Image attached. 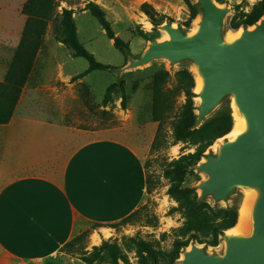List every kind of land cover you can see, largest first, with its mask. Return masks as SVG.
<instances>
[{"label": "rangeland", "instance_id": "rangeland-1", "mask_svg": "<svg viewBox=\"0 0 264 264\" xmlns=\"http://www.w3.org/2000/svg\"><path fill=\"white\" fill-rule=\"evenodd\" d=\"M191 1L198 9L197 17L202 18L203 10L198 0ZM215 1L220 6L230 9L224 24V34L227 35L229 31L236 30L230 26L231 19L236 14L240 16L244 12H250L260 0ZM89 2H95L104 9L107 19L111 23L113 37L87 9ZM143 2L151 3L161 15L165 16L162 24L169 20L174 26L181 27L186 33H193L196 18L189 26L185 25L190 17L186 0H62L56 16L48 25L44 42L36 59L35 75L29 84L32 87L40 83L41 88L37 95L36 104L40 105L42 110L35 115L50 120L64 121L74 128L81 129L84 132L83 136L87 139L110 137L126 141L144 157L145 163H147V172L157 183L153 192L150 195L147 193L146 201L142 204H146L145 208L131 222L116 228L100 227L93 230L81 245H77V249L82 246L84 250L93 251V247L100 246L104 240H110L112 243L117 242L123 252L128 255L132 264L138 263L135 246L130 240L132 237L153 242L158 251H169L173 247L178 238V228L182 226L184 218L178 212L171 213V209L178 203L167 193L171 183L169 179L163 176L162 157L169 160L178 159L196 151V146L188 142H179L170 148L162 147L157 151L151 150V144L159 125L158 121L153 120L152 115L157 72L167 70L171 74V78H167L161 88L164 100L161 107L166 108L164 109L163 127L168 140L171 142L173 140L172 121L180 113L181 105L185 100L184 95L176 91L177 81L174 75L180 69H188L193 73L196 82L197 68L195 63L191 60H185L172 64L166 58H158L145 66L118 72L129 64L130 57H141L152 40L160 41L167 38L166 31L160 28L162 24L155 27L149 17L141 10ZM17 4V1L7 2L10 11H7L5 19L6 28L10 33L0 34L2 37L7 36V38L12 39L13 42L16 41L15 38L20 34L18 31L26 20L22 13L15 11ZM64 9L73 12L80 42L94 54L99 62L111 66L109 69L96 70L83 78L74 79L75 74L77 76L88 69L89 62L83 57L75 56L70 46L56 40L57 33L61 32V14ZM252 27L254 25L250 26V28ZM239 29L243 30L244 27ZM117 39L124 46H128V50L119 46ZM7 44L10 45L9 40ZM4 55L7 60L13 57V52L9 46L5 49ZM57 61L66 62L67 72L73 76L71 81H64L58 77ZM113 83H116L117 87L112 93L111 99L105 102L106 91ZM121 85L124 86L128 96L126 107L123 106ZM194 92L196 93L195 90ZM31 95L29 91L26 93L21 103V111L27 108ZM195 103L196 106H199L197 96ZM236 108L233 95H228L206 120L221 111L231 112L234 118L233 113ZM228 139H232V137L226 135L219 138L205 154L218 153L221 145ZM203 160H205V156L201 159V161ZM194 166L188 169L184 185L195 188L200 197L199 184L206 180L208 175L194 169ZM250 191V188L238 187L226 201L216 203L212 196H208L202 201L208 202L215 211L236 207L240 215L239 208L243 207L244 204L242 203ZM210 215L214 217L211 212ZM194 244L206 246L192 242L186 249H191ZM206 247L209 253L223 255L226 250V242L221 236L217 246ZM182 258L183 253L175 264H181ZM50 263L87 264L76 251L72 252L66 249L42 264ZM121 263L124 264L123 261ZM101 264L112 263L107 258Z\"/></svg>", "mask_w": 264, "mask_h": 264}, {"label": "crops", "instance_id": "crops-1", "mask_svg": "<svg viewBox=\"0 0 264 264\" xmlns=\"http://www.w3.org/2000/svg\"><path fill=\"white\" fill-rule=\"evenodd\" d=\"M10 1H17L15 11L22 13L27 0H0V34L9 32L5 18ZM25 22L16 41L0 35V81ZM7 46L13 52L10 60L4 55ZM56 64L58 77L71 81L66 62ZM35 69L14 116L0 124V264H42L94 224L125 218L147 197L144 157L128 142L87 139L64 121L35 115L42 110L36 104L40 83L29 86ZM28 91L30 103L21 111Z\"/></svg>", "mask_w": 264, "mask_h": 264}, {"label": "trees", "instance_id": "trees-1", "mask_svg": "<svg viewBox=\"0 0 264 264\" xmlns=\"http://www.w3.org/2000/svg\"><path fill=\"white\" fill-rule=\"evenodd\" d=\"M62 0H27L22 8V13L26 17L25 26L22 32L20 43L17 47L14 59L6 73L5 79L0 81V124L10 122L16 111L17 105L23 93L24 87L30 79L34 70L38 53L44 42V36L47 32L50 21L56 16L57 9ZM190 10V17L185 25L189 26L197 17L198 9L191 0H186ZM87 9L97 18L107 33L113 37V31L110 21L107 19L106 12L95 2H89ZM141 10L149 17L152 24L157 27L162 24L165 16L161 15L155 7L149 2L141 4ZM264 17V0L258 1L250 12H244L242 15L236 14L230 22L233 29L240 27L248 28L257 24ZM56 40L70 46L75 56L83 57L89 62L86 71L74 77L75 80L85 77L96 70L109 69L111 66L99 62L93 53L84 47L80 42L73 12L64 9L61 14V32L57 33ZM117 43L124 50L120 40ZM177 81L176 91L185 97L181 105L180 113L172 121V141L167 138L163 127L165 111L162 108L164 100L161 88L171 74L167 70L158 71L156 74L155 103L153 110V120L158 121V129L154 140L151 144V150L157 151L162 147L170 148L179 142H188L196 146V151L192 154L183 155L178 159L169 160L162 157L163 176L169 179L171 185L168 188V195L173 198L178 205L171 209V213L178 212L184 218L181 227L178 228V238L169 251H158L153 242L143 238H130L135 246L137 264H175L180 258L183 250L192 242L205 244L206 246H217L221 236L227 230L234 227L238 221V209L229 207L226 209L213 210L206 201L200 200L199 194L195 188L186 187L185 177L191 166L198 164L205 156L206 151L218 140L228 135L234 124V118L229 111H221L215 116L209 118L200 127H196L198 115L196 113L194 92L196 82L193 73L188 69H180L175 73ZM117 87L116 83L111 84L105 94V102H108L112 93ZM123 106L127 104V92L121 85ZM146 183L147 193L150 195L156 187V181L147 172ZM149 201V200H148ZM142 205L137 210L111 224H94L85 232L75 236L67 242L64 249L76 251L87 264H101L109 258L112 264H132L127 254L123 252L117 242L112 243L110 240H104L100 246H94L93 251L78 248L86 237L93 230L100 227L116 228L120 225L132 221L145 208ZM214 214V217L210 215ZM52 264V263H50Z\"/></svg>", "mask_w": 264, "mask_h": 264}, {"label": "water", "instance_id": "water-1", "mask_svg": "<svg viewBox=\"0 0 264 264\" xmlns=\"http://www.w3.org/2000/svg\"><path fill=\"white\" fill-rule=\"evenodd\" d=\"M203 10L197 32L188 34L171 21L160 28L169 38L152 40L141 57H130L125 69L138 68L158 58L172 64L185 60L195 63L203 79L197 97L196 127L228 95H233L248 128L235 139L226 140L218 153L205 154L193 168L208 175L199 184L200 200L212 196L216 203L229 199L238 187L258 189L252 231L225 233L223 255L209 253L194 244L183 250L181 264H264V17L254 27L244 28L236 40L228 42L224 24L230 9L215 0H198Z\"/></svg>", "mask_w": 264, "mask_h": 264}, {"label": "bare ground", "instance_id": "bare-ground-1", "mask_svg": "<svg viewBox=\"0 0 264 264\" xmlns=\"http://www.w3.org/2000/svg\"><path fill=\"white\" fill-rule=\"evenodd\" d=\"M201 21V17H196L194 21V27H193V33L197 32L199 29V23ZM167 38H169L168 33ZM242 34V30L236 29L231 30L226 35V40L228 42H232L236 40L240 35ZM166 38V39H167ZM203 86V79L200 75V73L197 71L196 76V86L195 91L199 93ZM200 101V98H198ZM234 124L231 132L228 134L232 139L237 138L240 134L245 132L248 128V122L247 119L239 112V110L236 108L234 110ZM260 192L258 189H251L250 193H248L247 197L244 199L243 207L240 210V215L238 216V221L236 225L229 230H227V233H233V234H246L248 232L252 231V223H253V212H254V206L259 198Z\"/></svg>", "mask_w": 264, "mask_h": 264}]
</instances>
